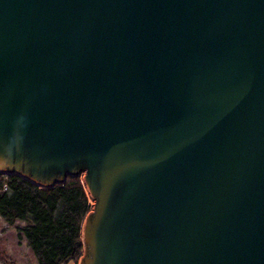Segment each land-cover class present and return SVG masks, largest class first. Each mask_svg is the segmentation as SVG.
<instances>
[{
	"label": "water",
	"instance_id": "obj_1",
	"mask_svg": "<svg viewBox=\"0 0 264 264\" xmlns=\"http://www.w3.org/2000/svg\"><path fill=\"white\" fill-rule=\"evenodd\" d=\"M0 173L84 175L79 264H264V0H0Z\"/></svg>",
	"mask_w": 264,
	"mask_h": 264
},
{
	"label": "trees",
	"instance_id": "obj_2",
	"mask_svg": "<svg viewBox=\"0 0 264 264\" xmlns=\"http://www.w3.org/2000/svg\"><path fill=\"white\" fill-rule=\"evenodd\" d=\"M83 174L45 187L18 174L0 173V219L17 226L38 264H71L84 252L83 224L93 209ZM0 264H14L0 251Z\"/></svg>",
	"mask_w": 264,
	"mask_h": 264
},
{
	"label": "rangeland",
	"instance_id": "obj_3",
	"mask_svg": "<svg viewBox=\"0 0 264 264\" xmlns=\"http://www.w3.org/2000/svg\"><path fill=\"white\" fill-rule=\"evenodd\" d=\"M21 225V223H17L10 226L0 219V251L10 256L14 264H38L26 240L18 236L16 228ZM71 264H79V261Z\"/></svg>",
	"mask_w": 264,
	"mask_h": 264
}]
</instances>
